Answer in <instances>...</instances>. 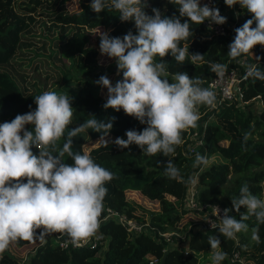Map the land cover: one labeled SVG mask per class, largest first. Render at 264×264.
<instances>
[{
    "label": "trees",
    "instance_id": "1",
    "mask_svg": "<svg viewBox=\"0 0 264 264\" xmlns=\"http://www.w3.org/2000/svg\"><path fill=\"white\" fill-rule=\"evenodd\" d=\"M40 1L0 0V122L28 112L30 105L35 109L34 96L45 90L58 93L69 90L75 109L74 125L94 114L100 120L117 117L107 139H126L127 130H142L144 125L123 110H104L106 91L102 92L95 83L104 74L111 76L113 83L121 78L114 79L115 71L110 66L101 69L97 58L100 42L97 32L122 36L131 29L135 33L133 22H121L116 12H93L89 7L91 0H77L75 9L68 7V0H48L49 16L42 14L41 19L36 18V36L29 24L34 21L31 10L40 5ZM148 3L150 7L145 9L148 14L156 7L165 15H178L176 6L168 0H148ZM19 6L23 10H19ZM223 7L224 0H218L220 12ZM235 8L240 14L239 27L251 14L238 4ZM192 31L193 36L182 42L190 53L198 52L204 54L205 61H219L228 68H238L236 96L222 101L214 109L202 106L199 126L183 134L184 143L172 157L147 156L134 144L122 150L112 143L88 144L100 136L92 130L75 137L74 151L89 152L98 164L115 174L105 185L108 191L102 223L94 235L95 245L61 247L58 241L64 236L54 233L43 241L13 244L23 246L37 241L23 259L6 250L0 254V264H201L199 253L211 250L208 236L218 233L211 227H203L201 220H193V209L186 205L188 178L194 174L199 176L193 193L197 203L215 202L231 208V198L245 182L254 194L264 195V81L244 79L247 66L257 60L251 53L243 56L241 63L238 58H229L228 43L232 40L229 32L216 36L207 32L202 24L192 25ZM26 32L38 38L23 39ZM253 52L264 57V48L259 45ZM165 59L171 72L184 71L190 77H201L207 86L206 80L212 74L207 63L194 66L186 61L177 65L171 56ZM260 67L264 70V60ZM78 79H81L79 85L70 87L68 81ZM191 131L197 132L200 143L189 151ZM248 132L251 136L245 142L244 134ZM196 153L220 159H211L207 166L194 168ZM168 159L180 169L183 181L164 175L163 165L157 162L165 163ZM130 191L156 203V208L141 205L128 195ZM107 208L143 223L141 230H127L115 217L106 216ZM248 223L254 225V218ZM163 232L170 234L165 237ZM259 235V244L251 240L250 232L238 234V242L221 236V249L228 254L222 264H264V225L260 226ZM175 238H180L183 245H177ZM232 252H237L241 262L230 261Z\"/></svg>",
    "mask_w": 264,
    "mask_h": 264
},
{
    "label": "clouds",
    "instance_id": "2",
    "mask_svg": "<svg viewBox=\"0 0 264 264\" xmlns=\"http://www.w3.org/2000/svg\"><path fill=\"white\" fill-rule=\"evenodd\" d=\"M168 2L176 6L178 15H165L156 7L148 14V0H91L89 5L97 14L116 12L121 22L134 24L135 33L130 29L122 36L97 32L101 55L115 61L116 75L121 78L113 83L104 74L95 83L107 90L102 108L123 110L144 125L142 130H127L126 139L110 140L107 138L117 117L100 120L94 114L70 127L75 114L73 98L51 90L34 96L35 109L30 105L28 112L0 122V254L19 241H43L54 233L67 236L74 247H82L98 232L108 191L105 185L115 174L98 164L89 152L74 151L75 137L92 130L100 134L98 141L105 146L112 143L122 150L134 144L147 156L168 158L184 143L183 134L199 126L200 108L217 106V93L212 87L205 86L201 77L171 72L165 58L171 56L177 65L186 61L194 66L207 63L210 71L223 80L227 64L205 61L204 54L190 53L182 42L193 36L192 25L205 21L209 26L223 25L227 17L201 0ZM224 3L229 8L238 4L251 14L234 29L228 57L237 59L251 53L257 63L247 66L244 79L264 81L260 67L264 57L253 52L257 45L264 48V0ZM250 136V132L245 133L244 141ZM157 163L163 165L167 178L183 181L172 159ZM208 164L207 155L196 153L194 168ZM187 182L196 185L199 176L189 177ZM209 207L218 221L210 224L218 234L208 236L211 264L227 259L221 236L238 242V234L250 232L251 240L261 243L264 195L254 194L247 182L231 198V208ZM253 218L255 224L250 226L248 221Z\"/></svg>",
    "mask_w": 264,
    "mask_h": 264
},
{
    "label": "built area",
    "instance_id": "3",
    "mask_svg": "<svg viewBox=\"0 0 264 264\" xmlns=\"http://www.w3.org/2000/svg\"><path fill=\"white\" fill-rule=\"evenodd\" d=\"M201 3H208L209 6H214L218 8V0H201ZM222 14V12H220ZM238 23V19L233 15V17L230 18V20H227V22L223 25H216L212 24L209 26V22L205 21L202 23L205 30L207 32L214 34L216 36H225L228 32L232 34V39L235 35L234 29L236 28ZM232 40L229 41V43ZM228 43V44H229ZM239 63L243 61V56L239 57L237 59ZM240 76V71L236 67H230L228 68V71L224 77L223 80H219L214 73H212L206 80L207 86L212 87V89L217 93V104L221 103L222 101L229 100L236 96L237 92V81ZM189 137L191 140L188 142V150L192 151L194 145L200 143V139L198 137V134L196 131H191L189 133ZM195 175V174H194ZM194 185L188 184L187 187V198H186V205L190 208H192L194 212L197 214H201V221L202 226L210 228V224L217 223L216 217L212 215V209L209 207L210 205H218L221 210H223L225 207L221 206L218 203L211 202V203H197L195 199L193 198V193L195 191ZM195 205V206H194ZM106 216L111 215L115 217L118 221L122 222L127 230H131L132 232H138L141 230L143 223H139L134 218L127 217L123 213H119L115 210H111L109 208L106 209ZM165 237H168L170 234L169 232H163L162 233ZM59 245L61 247H67L68 245H72L70 242H68V237L64 236L58 241ZM95 236L90 238L89 242L86 243L89 246L95 245ZM230 261H240L241 258L237 254V252H232V254L229 257Z\"/></svg>",
    "mask_w": 264,
    "mask_h": 264
},
{
    "label": "rangeland",
    "instance_id": "4",
    "mask_svg": "<svg viewBox=\"0 0 264 264\" xmlns=\"http://www.w3.org/2000/svg\"><path fill=\"white\" fill-rule=\"evenodd\" d=\"M22 1H26V0H22ZM47 1L48 0H41L40 1V5H35V8L33 9V10H31V13L34 15V21L33 22H30V24H29V29L32 31V32H34V34L37 36V24H36V18L37 19H41V15L42 14H45L46 16H49V7H48V5L46 4L47 3ZM19 3V2H18ZM20 6H22V5H20ZM18 7V9L19 10H23V8L22 7ZM68 7L70 8V9H72V8H78V1L77 0H68ZM223 11H224V15H226V17H227V20H230V18H229V16L228 15H230V17H231V15H232V11H233V15L239 20L240 18H239V13H237V11H236V8H235V6L234 7H232V8H229L226 4H225V7H223V9H222ZM45 15H43V16H45ZM46 20H49V18L48 17H46ZM244 23V21L242 22V24ZM45 25H46V23H45ZM239 26H241V25H239ZM236 27H238V26H236ZM24 38H28V39H37L38 37H35V36H31L30 35V33H24V35H23V39ZM97 58H98V61H99V64L100 65H102V66H104V67H106V66H110L114 71H115V74H116V71H117V66H116V63H115V61L114 60H112V59H109L107 56H102L101 55V53H100V50L98 49L97 50ZM65 62H66V60H65ZM110 79L112 78L111 76H108ZM80 80L81 79H78V80H69L68 82H69V85H70V87H72V88H75V87H77V85H79V83H80ZM102 90V89H101ZM105 91H107L106 89H104V90H102V92H105ZM59 93H61V94H66V95H68L69 97H71V93H70V91L69 90H67V93H62V91H59ZM72 126H75L74 124L72 125ZM99 140V138L98 139H96V140H90L89 142H88V144H96V143H98V142H100V141H98ZM211 159H215V160H217V159H220V157H218V156H214V155H211L210 157H209V161L211 160ZM128 195L131 197V198H134L138 203H140L141 205H143V206H145L146 208H149V209H155L156 208V203H154V202H152V201H150V200H147L146 198H144L143 196H141L138 192H135V191H130V192H128ZM192 215H193V217L195 218V219H193L194 221H198V220H201V214H197L196 212H194V211H192ZM181 238V237H180ZM180 238H175L174 239V242L177 244V245H179V246H182L183 244V242H182V238L180 239ZM35 244H37V241L36 242H33V243H30V244H26V245H23V246H15V245H11L10 247H9V250L15 255V256H17V257H19L20 259H23L24 257H25V255H26V253L28 252V251H30L31 250V248L35 245ZM210 254H211V250L209 251V252H206V253H199V255H198V259H199V261L201 262V264H211V260H210Z\"/></svg>",
    "mask_w": 264,
    "mask_h": 264
},
{
    "label": "water",
    "instance_id": "5",
    "mask_svg": "<svg viewBox=\"0 0 264 264\" xmlns=\"http://www.w3.org/2000/svg\"><path fill=\"white\" fill-rule=\"evenodd\" d=\"M101 66V69H103L104 68V66H102V65H100ZM117 77V75L115 74V76H114V79ZM162 258H163V256H161V259L160 260H162Z\"/></svg>",
    "mask_w": 264,
    "mask_h": 264
},
{
    "label": "crops",
    "instance_id": "6",
    "mask_svg": "<svg viewBox=\"0 0 264 264\" xmlns=\"http://www.w3.org/2000/svg\"><path fill=\"white\" fill-rule=\"evenodd\" d=\"M221 12H222V14L224 15V11L222 10ZM228 16H230V15H228ZM231 17H233V11H232V15H231ZM231 17H230V18H231ZM198 221H199V220H198Z\"/></svg>",
    "mask_w": 264,
    "mask_h": 264
}]
</instances>
